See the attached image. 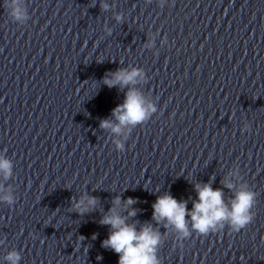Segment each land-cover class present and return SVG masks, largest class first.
Returning a JSON list of instances; mask_svg holds the SVG:
<instances>
[{"label":"clouds","instance_id":"clouds-1","mask_svg":"<svg viewBox=\"0 0 264 264\" xmlns=\"http://www.w3.org/2000/svg\"><path fill=\"white\" fill-rule=\"evenodd\" d=\"M152 2L145 0L147 4ZM166 2L158 0L159 7L163 8ZM3 8L8 18L17 25H26L30 19L25 0H3ZM111 8L107 0H100L101 11L107 12ZM114 19L117 23H123L125 15L118 12ZM104 31L106 35H111L112 29L105 27ZM154 46L155 40L151 38L144 45L146 49ZM148 79L142 67L132 65L106 72L102 79L109 89L117 87L124 92L123 102L112 109L111 118L102 119L99 123V127L109 133L118 152L125 151V142L138 125L146 124L158 113L157 104L143 91ZM242 131H250V124L244 123ZM5 153L6 150H0V203L11 208L17 198L14 186L7 182L13 179L14 163ZM214 179L210 177L208 182L193 184L196 198L189 197L192 199L190 210L187 207L188 199L178 200L167 191L158 195L151 206V222L141 223L134 219L142 211L133 207L140 202L138 198L123 199L119 194L114 196L111 206L98 221L109 228L108 236L101 246L118 255V264H162L158 253L170 233L180 248L193 233L206 237L209 233L222 232L226 227L233 233H239L254 221L258 193L244 180L240 167L235 164L221 180L222 187L213 188ZM225 189L232 193L227 199ZM99 205L98 196L83 191L78 197L71 198L69 211L84 216L97 211ZM92 238H96L95 234ZM4 243L5 240L0 239V245ZM21 260V252L15 248L4 256L6 264H20Z\"/></svg>","mask_w":264,"mask_h":264}]
</instances>
